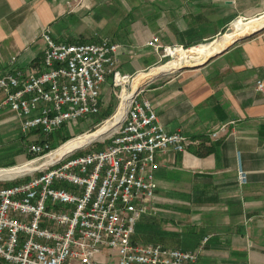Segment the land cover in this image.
I'll return each instance as SVG.
<instances>
[{
    "label": "crops",
    "instance_id": "1",
    "mask_svg": "<svg viewBox=\"0 0 264 264\" xmlns=\"http://www.w3.org/2000/svg\"><path fill=\"white\" fill-rule=\"evenodd\" d=\"M70 1L0 0V73L12 58L24 70L45 69L44 28L57 42L120 44L118 69L134 76L162 60L147 45L153 36L163 45L197 46L238 19L264 13V0H76L73 7ZM151 79L139 97L151 102L166 132L192 142L158 155L156 212L138 220L133 239L189 252L203 245L196 264H264V91L257 88L264 82V32L204 66ZM222 125L225 131L213 137ZM19 127L2 108L0 131L5 137L18 131L22 147L0 169L30 160L27 145L43 139L39 130L24 135ZM60 130L50 143H60Z\"/></svg>",
    "mask_w": 264,
    "mask_h": 264
},
{
    "label": "built area",
    "instance_id": "2",
    "mask_svg": "<svg viewBox=\"0 0 264 264\" xmlns=\"http://www.w3.org/2000/svg\"><path fill=\"white\" fill-rule=\"evenodd\" d=\"M41 36L43 71L24 70L12 58L0 73V110L14 113L22 134L39 130L43 136L27 145L34 157L26 164L53 153L52 133L100 112L108 78L115 86L131 78L118 69V43L57 42L48 28ZM147 45L163 57L178 48L159 36ZM257 88L264 91V82ZM101 141H108L105 147L62 157L38 173L4 178L10 184L0 187V264H196L203 245L189 252L133 239L138 220L156 212L158 155L185 151L192 140L166 132L151 102L137 93Z\"/></svg>",
    "mask_w": 264,
    "mask_h": 264
},
{
    "label": "rangeland",
    "instance_id": "3",
    "mask_svg": "<svg viewBox=\"0 0 264 264\" xmlns=\"http://www.w3.org/2000/svg\"><path fill=\"white\" fill-rule=\"evenodd\" d=\"M261 21H264V13L259 15V16H257V17H255V18H252L250 20L238 19V20L234 21L232 24H230V26H228V28L226 29V31L223 33V35L221 37H219L218 39H216L214 41H218L221 38H223L227 33H231L232 32V28H233V24L236 23V22H238L239 25H244V26H251V25L254 26V25H257L258 23H260L259 26L261 27V26H264V22L261 23ZM259 26H257L256 28H258ZM250 31H252V30H249V32ZM241 36H243V35H241ZM241 36H238V38H240ZM214 41H212V42H214ZM206 43H211V42H206ZM206 43H203V44H206ZM197 46H199V45H197ZM192 47H195V46H187V47H183V49L188 50V49H190ZM161 59L162 60L160 61V63L157 64L154 68L162 66L166 62L172 60V51L170 52V55H167V56H164V57L161 56ZM204 61H202L201 63H203ZM154 68H151V69L146 70V71L141 72V73H149L150 70H152ZM181 70H183V69H177V70H175L173 72L165 73V74H162V75H157V76H155L153 78L158 77L159 80L168 79L171 76L176 75L177 73H179ZM136 76L137 75L131 76L130 80L127 83H125L124 86L123 85L115 86L112 77L108 78L107 81L102 85V105H101V108H100V112L98 114H96V115H93V116L89 117V118L80 120L76 125L66 126V127L62 128L60 130V132L62 131L65 134V136L71 137L70 139H73V138H76V137H78L80 135L83 136V134H89V133H92V132L100 129L112 117H114V115L118 111V108L120 106V103H121V100H122V96H123L122 92L126 91V92L130 93L132 91L133 80H134V78ZM149 80L146 83H144L141 87H139L136 90V92H134L135 93L134 95H136L140 90H144L148 86V84L150 83V81L152 79L150 81ZM107 114H109V115H107ZM105 115H106V117L107 116H109V117L107 119L102 120V118ZM100 120H102V121H100ZM118 126H119V124L116 127H114L113 129H111L109 132H107L106 134L102 135L101 137L93 140L92 142H90L89 144H87V145H85L83 147H80L79 149H76V150L66 154L63 157H67V156H69V155H71L73 153H76V152L77 153H82L83 151H86V150L89 151L91 149H99V148L105 147V145H106V143L108 141H106V143L105 142L103 143L101 140H106V138ZM58 134H59V132H57L56 134L54 133V135H56V136ZM18 136H19V134H18V131H17V137ZM51 136H49L47 138L48 141L52 140V139H49ZM17 137H13V136L12 137H10V136L5 137L4 134L2 133V131H0V165H5L7 163L13 162L14 159L17 157V152L22 147L21 140L18 139ZM78 138H76V139H78ZM59 140H60V143H59V145L57 147L52 149L53 152L56 149H58L61 145H63L65 143V142H62L63 139H62L61 136L59 137ZM70 141H72V140H70ZM57 142H58V140H56V138H55V143H57ZM50 144H52V143H50ZM49 159H50L49 156L43 157L41 159H38L34 163L35 164L34 166L38 167L37 171H32V172H29V173L34 174V173L40 172L41 170H45V168L50 165V162H48ZM27 161L23 162L22 164H19V166H22V165L26 164ZM2 170H5V169H2ZM4 183H5L4 179H0V184L2 185ZM149 241L150 240H148V239L140 240L141 243H149Z\"/></svg>",
    "mask_w": 264,
    "mask_h": 264
},
{
    "label": "bare ground",
    "instance_id": "4",
    "mask_svg": "<svg viewBox=\"0 0 264 264\" xmlns=\"http://www.w3.org/2000/svg\"><path fill=\"white\" fill-rule=\"evenodd\" d=\"M264 21H261V23ZM260 23L257 25H251V26H244L239 25L238 22L233 24L232 32L227 33L223 38H221L218 41H214L211 43L201 44L199 46L192 47L188 50H185L183 48H176L172 49V60L166 62L162 66H159L157 68H154L150 70L149 73H140L138 74L134 80L132 85V91L126 92L123 91L122 100L120 103V106L118 108V111L112 117L106 124H104L100 129L89 133L84 134L83 136L79 137L78 139H74L72 141L67 142L64 144L61 148L56 149L53 153L49 155L50 159L48 162H54L56 160H59L66 154L79 149L80 147H83L93 140L101 137L102 135L109 132L111 129L116 127L124 118V114L126 111L127 106L129 105V102L131 98L134 96V92L141 87L144 83H146L149 79L153 78L157 75H162L165 73L173 72L181 67L188 66V65H195L198 63H201L206 58H209L212 54L215 52H218L224 48H226L228 45H230L238 36H245L248 34H251L252 32L264 27L259 26ZM259 26L258 28H256ZM256 28V29H255ZM254 29V30H253ZM249 30H252L249 32ZM249 32V33H248ZM245 34V35H244ZM242 37V36H241ZM170 51V52H171ZM169 52V55H170ZM122 80V79H120ZM122 82H124L122 80ZM35 164L28 163L24 164L22 166H15L11 168H5V170L0 169V179H4L6 177H12L17 176L19 174H23L25 172L33 171L37 169L38 167L34 166Z\"/></svg>",
    "mask_w": 264,
    "mask_h": 264
},
{
    "label": "water",
    "instance_id": "5",
    "mask_svg": "<svg viewBox=\"0 0 264 264\" xmlns=\"http://www.w3.org/2000/svg\"><path fill=\"white\" fill-rule=\"evenodd\" d=\"M264 31V27L252 32L251 34H248V35H245V36H242L240 38H237L235 39L230 45H228L226 48L218 51V52H215L214 54H212L209 58H207L203 63H199V64H195V65H188V66H184V67H181L179 69H195V68H199L201 66H204L206 63H208L210 60H212L213 58L217 57L218 55L224 53L225 51H227L228 49H230L232 46H234L235 44H237L238 42H241V41H244V40H247L249 38H252L253 36L261 33ZM151 80V79H150Z\"/></svg>",
    "mask_w": 264,
    "mask_h": 264
},
{
    "label": "trees",
    "instance_id": "6",
    "mask_svg": "<svg viewBox=\"0 0 264 264\" xmlns=\"http://www.w3.org/2000/svg\"><path fill=\"white\" fill-rule=\"evenodd\" d=\"M107 115H109V114H107ZM102 117H103V116H102ZM108 117H109V116L106 117V115H105V116L102 118V120L107 119ZM102 120H100V121H102ZM62 128H64V127H62ZM62 128H60V129H62ZM60 129H59V130H60ZM57 131H58V130H57ZM57 131H55V132H57ZM55 132H54V133H55ZM52 134H53V133H52ZM52 134H51V135H52ZM51 135H50V136H51ZM83 135H84V134H83ZM80 136H81V135H80ZM80 136H78V137H80ZM66 137H67V136H63V138H62V139H63L62 142H65L64 144H66V143L69 142L70 140H73V139L78 138V137H76V138L70 139L71 137H67V138H66ZM69 139H70V140H69ZM68 140H69V141H68ZM66 141H67V142H66ZM64 144H63V145H64ZM50 145H51V144H50ZM58 145H59V144H57V145H56V144H52L51 148L53 149V148L57 147ZM63 145H62V146H63ZM62 146H61V147H62ZM59 148H60V147H59ZM79 154H81V153H77V152L74 153V155H79ZM33 157H34V156L30 154V159H32ZM7 184H10V183H4V184H2V185L0 184V187L3 186V185H7Z\"/></svg>",
    "mask_w": 264,
    "mask_h": 264
}]
</instances>
